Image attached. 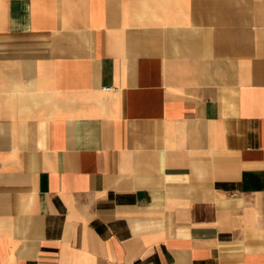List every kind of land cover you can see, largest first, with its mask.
Segmentation results:
<instances>
[{"label": "crops", "instance_id": "1", "mask_svg": "<svg viewBox=\"0 0 264 264\" xmlns=\"http://www.w3.org/2000/svg\"><path fill=\"white\" fill-rule=\"evenodd\" d=\"M0 264H264V0H0Z\"/></svg>", "mask_w": 264, "mask_h": 264}]
</instances>
